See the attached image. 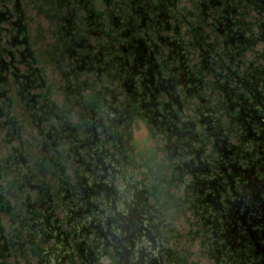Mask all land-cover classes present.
Listing matches in <instances>:
<instances>
[{"label":"flooded vegetation","instance_id":"af4514ba","mask_svg":"<svg viewBox=\"0 0 264 264\" xmlns=\"http://www.w3.org/2000/svg\"><path fill=\"white\" fill-rule=\"evenodd\" d=\"M0 4V264L13 236L25 264H264V31L237 2Z\"/></svg>","mask_w":264,"mask_h":264},{"label":"rangeland","instance_id":"374dc122","mask_svg":"<svg viewBox=\"0 0 264 264\" xmlns=\"http://www.w3.org/2000/svg\"><path fill=\"white\" fill-rule=\"evenodd\" d=\"M234 2H237V0H234ZM183 5H184V2H183ZM185 5H188V3H185ZM21 6L23 8H25L24 0H21ZM0 7H1V4H0ZM185 7H187V6H185ZM236 10L238 12L237 17H239V20L243 19V22L245 21L246 23H248V24L251 23V25H252V27H250V26L248 27L249 29L245 33V37L249 36L250 33H253V36L256 38L260 37L264 31V25H263L264 17H263V14L259 15V12H260L259 9L255 10L252 5L246 4L245 1H242L241 6H239V8H236ZM166 12L168 13V11H166ZM241 12H243L244 14L242 15ZM189 19L192 21L193 18H189ZM247 26L248 25H246V27ZM259 26H260V28H259ZM184 28H185V26H182V29H184ZM262 49H264V43L262 41L258 40L257 44L253 47V50L256 51L258 54H261L264 52ZM256 56L257 55L252 53V52H247L245 55V57H247V59H255L256 61L259 60V62L264 64V58L260 59L258 56L256 58ZM0 132L3 133L4 131L2 130ZM2 133H0V137L2 136ZM21 171H23V170H21ZM5 185H7V184H5ZM6 197L10 201L11 204L15 201L14 197H12V196H9L6 194ZM7 218L8 217H6L5 214L0 213V222L4 225L5 230H8L10 228V225L12 224V223H10V221L7 220ZM182 225H184V223ZM10 238H11V241L13 242L12 246L14 248V251L11 252L10 255L5 257L4 260L6 261L7 264H25L23 259H21V257L19 258V256H20V254H22L26 250V248H22V247L18 246V241L22 240V238H24V237L16 238L15 236H13ZM197 245H198L197 243H189L188 242L186 244V247H189L190 251H194L196 249ZM27 254H29V253H27ZM28 261H30V264H37L36 259L31 258L30 256H28Z\"/></svg>","mask_w":264,"mask_h":264},{"label":"trees","instance_id":"16d2710c","mask_svg":"<svg viewBox=\"0 0 264 264\" xmlns=\"http://www.w3.org/2000/svg\"><path fill=\"white\" fill-rule=\"evenodd\" d=\"M242 1H245L246 2V4H250V5H252L253 6V8L255 9V10H257V9H259V15L260 14H263V17H264V0H237V3H238V5L239 6H241V2ZM239 6H238V8H239ZM235 7H237V5L235 6ZM245 7V6H244ZM242 13V15L244 14L243 12H241ZM262 16V15H261ZM242 23H244V24H246V22L244 21L243 22V19L242 20H240ZM248 25V24H247ZM239 31H241V29H239Z\"/></svg>","mask_w":264,"mask_h":264}]
</instances>
